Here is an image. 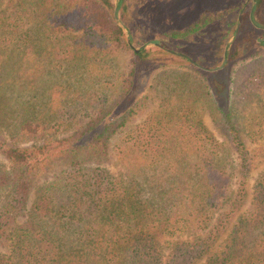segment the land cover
Here are the masks:
<instances>
[{
  "label": "trees",
  "instance_id": "trees-1",
  "mask_svg": "<svg viewBox=\"0 0 264 264\" xmlns=\"http://www.w3.org/2000/svg\"><path fill=\"white\" fill-rule=\"evenodd\" d=\"M69 1L7 0L4 6L0 0V134L38 132L32 81L26 80L32 78L36 30L45 41L54 31L76 30V24L83 29L86 38L62 51L70 56V66L91 60L95 49L128 45L112 1L83 0L73 11ZM262 5L264 0H255L252 6L247 18L252 28L264 26L254 18ZM65 11L76 14L69 19ZM234 23L232 16L229 30ZM203 27L195 24L181 35ZM242 38L238 35L239 46L248 41ZM250 43L264 45L260 37ZM156 53L194 67L169 52ZM144 54L145 49L133 52L147 62ZM135 77L132 66L116 93L98 95L94 115L74 120L68 136L22 147L0 138L5 159L0 160V264H264V174L249 192V178L264 160L242 141L235 109L219 99L217 86L212 94L208 88L202 93L229 135L235 183L227 169L234 166L224 159L227 148L183 103L184 111H175L181 101L169 113L148 117L114 145L116 172L103 165L110 157L109 138L142 105L130 92ZM19 82L30 91L23 90L11 109L2 92L14 93ZM7 108H18L23 116L12 119Z\"/></svg>",
  "mask_w": 264,
  "mask_h": 264
},
{
  "label": "rangeland",
  "instance_id": "rangeland-1",
  "mask_svg": "<svg viewBox=\"0 0 264 264\" xmlns=\"http://www.w3.org/2000/svg\"><path fill=\"white\" fill-rule=\"evenodd\" d=\"M82 1L70 0L68 8L73 11L72 9H77ZM110 1L113 3L114 20L121 28L125 40L129 35L131 45L145 49L144 55L149 60L142 62L141 58L134 57L135 51L129 45L127 47L115 44L105 51L95 49L93 54H90L91 60L78 59V64L70 66L68 63L73 62H66L70 60V56L62 51L73 40L79 41L84 36L83 29H79V25L76 24V30L54 31L53 35H50L51 39L45 41H42L40 32L42 30H36L38 43L34 46L36 52L32 56V78L26 80L32 81L30 89H33V93L30 92L29 95L35 98L33 120L39 124L38 132L13 133L12 137L0 134V138L7 144L22 147L42 143L49 136L59 138L68 136L76 127L74 120L87 121L91 118L94 115L91 107L98 95L103 93L114 95L121 80L134 66L136 77L130 92L134 100L142 99V105L134 115L126 119L125 124L107 142L110 157L103 165L111 172L118 170L114 145L148 117L169 113L173 109L171 105L181 101L174 107L175 111L182 113L183 103L184 108L192 110L202 121L217 143H223L227 148L224 159L234 166L229 165L227 169L232 172L234 177L232 181L235 183L238 174L229 135L214 108L209 104L208 94L202 93L207 88L211 94L214 93V86L218 88L216 94L219 99L233 105L242 141L249 149H254L259 154L260 162L263 161L264 45L251 44L250 38L260 37L264 41L261 32L264 26L252 28L247 21V18H251L255 0ZM6 2L7 0H4V6ZM236 5L239 8L233 14L232 9ZM71 11H65L69 19L76 14ZM231 15L235 17V23L229 30L228 22L232 18ZM239 15L238 32L235 38L230 40ZM254 18L264 25V5L258 8ZM195 24L198 26L203 24L204 27L186 36L181 35ZM238 35L248 41L245 43L242 41L239 46ZM46 42L49 44L44 46ZM152 42L183 53L207 68L221 65L226 48L228 59L222 69L208 71L189 61L194 67L181 60L172 61L169 57L160 59L156 49L169 51L154 46ZM26 65L25 61L20 65L21 73L25 71ZM25 82L23 84L19 82L14 93L2 92L3 102L9 108L15 109V99L21 98L23 90L30 91L27 88L29 85L27 83L25 85ZM19 103L20 100L17 99V104ZM11 109H8L10 117L14 120L21 119L24 112L18 108L15 112ZM0 160L5 161L1 154ZM261 174H264V162L252 172L249 178V192ZM246 207L247 210L251 209L248 204Z\"/></svg>",
  "mask_w": 264,
  "mask_h": 264
},
{
  "label": "water",
  "instance_id": "water-1",
  "mask_svg": "<svg viewBox=\"0 0 264 264\" xmlns=\"http://www.w3.org/2000/svg\"><path fill=\"white\" fill-rule=\"evenodd\" d=\"M116 7H117V2H116V5H115V10H114V13H115V16H116ZM240 19V15L238 17V20H237V23H236V26H235V29H234V32H233V35L231 36V39L230 40H233L238 32V28H239V20ZM116 20L119 22V20L116 18ZM125 29V27H123ZM126 41L128 43V45L135 51V53H140L141 49L142 48H135L134 46L131 45V41H130V37L129 35H127L126 37ZM230 42V41H229ZM152 44L158 48H161V49H165L171 53H174V54H177L179 56H182L184 57L185 59H187L189 62H191L192 64H194L195 66L201 68V69H204V70H208V71H215V70H218V69H222L226 62H227V59H228V56H227V48L224 50V56H223V62L221 63V65L217 66V67H214V68H207V67H204L202 66L201 64L197 63L195 60L191 59L190 57H188L187 55L183 54V53H180V52H175V51H172L170 49H166L162 44L160 43H157V42H152Z\"/></svg>",
  "mask_w": 264,
  "mask_h": 264
}]
</instances>
